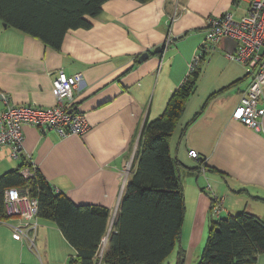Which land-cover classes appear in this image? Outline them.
I'll return each instance as SVG.
<instances>
[{
	"label": "crops",
	"instance_id": "1",
	"mask_svg": "<svg viewBox=\"0 0 264 264\" xmlns=\"http://www.w3.org/2000/svg\"><path fill=\"white\" fill-rule=\"evenodd\" d=\"M251 1L108 0L91 18L92 26L69 30L59 49L0 20V106L6 96L11 104L53 107L54 79L61 73L82 75L74 104L86 113L89 130L61 137L25 125L23 160L75 203L109 209L104 252L136 169L145 124L164 113L193 60L199 56L198 66L208 51L206 67L220 62L221 76L206 91L196 87L170 138L186 205L178 253L188 246L198 252L224 212L248 211L264 220V119L263 128L254 130L232 117L250 81L249 69L227 57L234 49L225 39L198 54L208 20L226 11L239 19ZM197 66L202 77L206 71ZM190 149L200 158L191 157ZM10 152L9 144L0 146V176L23 162ZM26 222L16 215L0 220V264H68L77 256L58 225L45 218L33 220L31 245L15 228Z\"/></svg>",
	"mask_w": 264,
	"mask_h": 264
},
{
	"label": "trees",
	"instance_id": "2",
	"mask_svg": "<svg viewBox=\"0 0 264 264\" xmlns=\"http://www.w3.org/2000/svg\"><path fill=\"white\" fill-rule=\"evenodd\" d=\"M108 0H0V20L59 49L71 29L89 28ZM145 2L147 0H136ZM200 69L191 71L174 91L164 113L144 126L136 169L103 253L106 264H164L181 237L185 196L170 152V138L194 93ZM21 160L25 159L24 154ZM29 168L26 178L22 170ZM29 189L38 199L40 218L55 222L78 254L68 264H99V251L108 230L109 209L77 204L56 191L40 170L23 160L0 176V220L9 217L5 192ZM264 253V220L241 211L214 221L197 264H257ZM179 251L178 264H184Z\"/></svg>",
	"mask_w": 264,
	"mask_h": 264
},
{
	"label": "built area",
	"instance_id": "3",
	"mask_svg": "<svg viewBox=\"0 0 264 264\" xmlns=\"http://www.w3.org/2000/svg\"><path fill=\"white\" fill-rule=\"evenodd\" d=\"M228 37L236 40L237 45L233 51L226 53L227 57L246 65L251 76L232 117L254 130H261L264 119V0H252L248 12L239 19L230 11L211 17L206 26L201 54L209 43L216 45ZM198 61L199 56H196L191 64V71L196 68ZM81 82V73L71 76L61 73L54 79L53 91L58 103L53 107L11 104L9 98L4 96L5 105L0 106V146L9 144L11 157L19 160L24 151L25 125L51 129L61 137L84 135L89 130L90 123L86 113L74 104V92L79 89ZM189 155L200 158L195 149H190ZM22 173L26 178L32 176L29 168H24ZM5 204L8 215L27 220L26 227H15L18 232L28 238L26 231H36L37 223L33 220L38 217V199L30 196L28 188L7 189ZM103 253L101 248L100 261Z\"/></svg>",
	"mask_w": 264,
	"mask_h": 264
},
{
	"label": "rangeland",
	"instance_id": "4",
	"mask_svg": "<svg viewBox=\"0 0 264 264\" xmlns=\"http://www.w3.org/2000/svg\"><path fill=\"white\" fill-rule=\"evenodd\" d=\"M198 50H199V47H198ZM200 52H201V50L198 51V54ZM210 54H212V52L208 51L206 54L205 60H202L198 66L196 65L197 67H200L202 69L203 73L206 71L205 74H203V76L198 79L197 88L199 89V91H206L209 88V85L212 84L214 81H216L217 77L221 76V72L219 69L221 67L220 62H217L214 60V62H212V64L209 67H206V64L209 62V60L211 58ZM219 65H220V67H219ZM189 71H190V66L188 68V72ZM220 210H217L218 213L221 212ZM226 216H228V214H225V212H224L222 216L217 215L215 218L219 219L221 217H226ZM30 232H32V231H29V230L26 231V233L28 235V238H26V239L32 245L33 244L32 240L35 239V235L30 234ZM207 234H208V232H206V238H207ZM206 238L204 237L202 246H199L198 252H196V250H194L193 248H191L189 246L186 248V250H185V248L182 249L183 254H184V258H185L184 264H197L199 262L200 253H201V251H203L205 244H206ZM182 242H183V245L186 247V245H187V231H185V229H184V237H183ZM178 248H179V244L176 245V248L170 254V256L167 258V260L165 261L164 264H178V262L176 260L177 256H179ZM262 254H264V253H262ZM262 256H264V255H262ZM34 264H42V262L40 260H39V262L34 261ZM53 264H57V263L54 262ZM257 264H264V257H262V259H261L260 255H259Z\"/></svg>",
	"mask_w": 264,
	"mask_h": 264
},
{
	"label": "water",
	"instance_id": "5",
	"mask_svg": "<svg viewBox=\"0 0 264 264\" xmlns=\"http://www.w3.org/2000/svg\"><path fill=\"white\" fill-rule=\"evenodd\" d=\"M4 25L6 26V24H4ZM225 43L232 47L231 50L235 49V47L237 45V41L232 39V38H229V37L225 39ZM163 46H160V48H162Z\"/></svg>",
	"mask_w": 264,
	"mask_h": 264
}]
</instances>
